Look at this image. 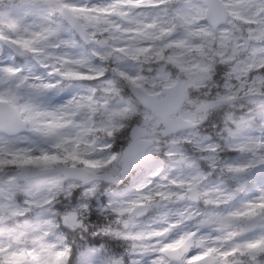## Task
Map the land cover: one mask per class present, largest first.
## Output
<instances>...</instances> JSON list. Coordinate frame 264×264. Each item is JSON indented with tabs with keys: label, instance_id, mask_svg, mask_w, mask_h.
<instances>
[{
	"label": "rangeland",
	"instance_id": "obj_1",
	"mask_svg": "<svg viewBox=\"0 0 264 264\" xmlns=\"http://www.w3.org/2000/svg\"><path fill=\"white\" fill-rule=\"evenodd\" d=\"M224 2L229 19L213 30L194 0H0V101L29 127L0 132V264H166L163 250L188 237L185 264L207 254L213 264H264V0ZM62 7L110 43L88 47L107 65L80 50ZM2 38L32 59L16 64ZM178 79L193 94L179 113L191 125L164 138L153 119L154 143L123 186H83L91 171L120 178L129 130L151 117L124 84L157 94ZM57 164L86 172L20 179L22 166ZM144 204L145 218L131 214ZM70 213L74 230L61 224ZM258 213L255 231L240 235Z\"/></svg>",
	"mask_w": 264,
	"mask_h": 264
},
{
	"label": "water",
	"instance_id": "obj_2",
	"mask_svg": "<svg viewBox=\"0 0 264 264\" xmlns=\"http://www.w3.org/2000/svg\"><path fill=\"white\" fill-rule=\"evenodd\" d=\"M208 6V16L209 21L213 23L216 27L222 23H224L227 19L228 13L222 1L220 0H203ZM249 40H246V45H248ZM17 47V46H16ZM18 48V47H17ZM19 49V48H18ZM18 51V50H17ZM131 92L142 102V104L154 112L157 116L162 118L164 125L166 126V130L162 133L163 135H168L170 133L177 132L182 126L186 123L180 117L171 118L172 114H176L184 103L185 99L189 97L188 89L184 88L182 82H178L174 87L164 88L162 93H166L167 96L158 99L157 96L150 95L143 91L142 89L131 86ZM217 103H213L211 105L203 106L204 111L212 108ZM9 113V119L5 116V114ZM148 120H145L142 125H147ZM0 129H5L8 132L16 133V132H24L27 130L23 121L19 119V115L16 110L12 109L10 105L6 103L0 102ZM152 132H148L142 126H134L131 131V144L126 148L125 154L122 159L123 164V176H125L128 172H130L144 157L145 152L152 144L151 140L142 139L145 136H152ZM132 159V160H131ZM56 170H61L66 174V177H72L73 174L68 171H83L86 172L83 168L72 169L68 167L57 166L51 170H38V169H29L27 167H21V171L23 173L27 172L23 178L28 176H35L41 173L53 172ZM113 172V169L111 170ZM90 177L85 182L88 184L89 182L103 178L104 176L95 174L93 172L90 173ZM76 176V175H75ZM144 214L141 212L140 215ZM71 217V216H70ZM64 223L69 224V221ZM257 219L251 220L247 224V228L245 231H249L256 226ZM192 246L191 239L184 243L182 246L172 249L166 250L167 256L170 258V262L168 264H183L182 258L188 249ZM212 261L204 262L203 260H198L195 264H211ZM112 264H123V262H113Z\"/></svg>",
	"mask_w": 264,
	"mask_h": 264
},
{
	"label": "bare ground",
	"instance_id": "obj_3",
	"mask_svg": "<svg viewBox=\"0 0 264 264\" xmlns=\"http://www.w3.org/2000/svg\"><path fill=\"white\" fill-rule=\"evenodd\" d=\"M263 192H264V189H263Z\"/></svg>",
	"mask_w": 264,
	"mask_h": 264
}]
</instances>
